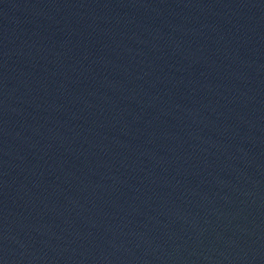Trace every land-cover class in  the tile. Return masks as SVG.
<instances>
[{
  "label": "water",
  "instance_id": "1",
  "mask_svg": "<svg viewBox=\"0 0 264 264\" xmlns=\"http://www.w3.org/2000/svg\"><path fill=\"white\" fill-rule=\"evenodd\" d=\"M0 264H264V0H0Z\"/></svg>",
  "mask_w": 264,
  "mask_h": 264
}]
</instances>
